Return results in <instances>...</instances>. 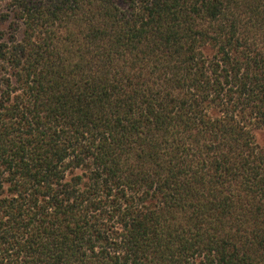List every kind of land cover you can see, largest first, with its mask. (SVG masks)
<instances>
[{"label": "trees", "instance_id": "16d2710c", "mask_svg": "<svg viewBox=\"0 0 264 264\" xmlns=\"http://www.w3.org/2000/svg\"><path fill=\"white\" fill-rule=\"evenodd\" d=\"M264 0H0V264H264Z\"/></svg>", "mask_w": 264, "mask_h": 264}, {"label": "rangeland", "instance_id": "374dc122", "mask_svg": "<svg viewBox=\"0 0 264 264\" xmlns=\"http://www.w3.org/2000/svg\"><path fill=\"white\" fill-rule=\"evenodd\" d=\"M122 1L123 0H117L119 5L122 4ZM257 139L258 143L264 148V129L259 130V132L257 133Z\"/></svg>", "mask_w": 264, "mask_h": 264}]
</instances>
